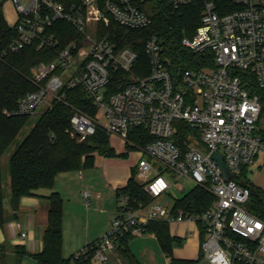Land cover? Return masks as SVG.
Wrapping results in <instances>:
<instances>
[{"label":"built area","instance_id":"obj_1","mask_svg":"<svg viewBox=\"0 0 264 264\" xmlns=\"http://www.w3.org/2000/svg\"><path fill=\"white\" fill-rule=\"evenodd\" d=\"M170 1L177 9L192 0ZM10 2L17 15L10 52L31 45L55 50L58 41L52 27L57 20L70 24L81 40L71 41L53 61L31 69L30 81L37 90L24 95L13 112L4 111L6 115L38 116L54 100H61L63 89L78 87L96 108L93 117L83 113L70 117V134L78 142L102 131L126 143L129 130L141 127L152 140L140 148L135 178L149 196L156 199L176 181L189 180L214 197L202 213L174 214L171 205L154 203L132 210L127 196H121L108 231L94 248L83 247L72 258L85 257L93 249V260L105 263L119 237L142 236L148 222L163 221L201 227V264H264V222L245 211L249 189L242 185L248 171L264 167V0H233L237 9L223 15L213 3L204 2L200 25L180 43L193 53L210 51L213 65L177 76L165 66L155 36L143 46L144 76L132 71L135 51L97 37L96 25L107 26L110 18L128 29L147 27L150 18L135 0H81L69 7L56 0ZM178 122L190 130L182 149L174 141ZM212 153L221 156L228 180ZM169 171L176 175L175 181L167 180ZM92 198L90 191L82 192L84 207Z\"/></svg>","mask_w":264,"mask_h":264},{"label":"trees","instance_id":"obj_2","mask_svg":"<svg viewBox=\"0 0 264 264\" xmlns=\"http://www.w3.org/2000/svg\"><path fill=\"white\" fill-rule=\"evenodd\" d=\"M65 7L77 5L81 0H56ZM138 8L150 18V24L142 29H128L119 26L110 18L107 26L96 25L98 38H103L117 48H128L137 54V62L133 73L144 76L147 73V61L143 54V46L147 39L155 36L162 48V60L173 76L184 70H197L213 65L210 51L193 53L184 48L180 41L183 37L191 38L200 25L201 12L204 2H211L220 14H226L237 9L233 0H192L189 5L173 9L170 0H135ZM52 32L58 41L57 48L36 50L35 45L26 46L16 52H10L8 46L15 38L14 25L10 26L2 13L0 5V227L6 223L3 199V165L2 158L13 146L21 131L28 126L29 116L6 115L13 112L19 100L26 94L37 90L31 81V69L40 63H49L56 58L60 48L71 41L80 42L81 35L67 22H54ZM136 66L139 67L136 69ZM141 68V70H140ZM141 72V73H140ZM43 83V82H42ZM117 80L111 82V92L115 91ZM61 100H54L49 108L36 116L21 141L14 147L7 158L6 172L8 179L9 197L13 211L19 207L21 197L36 196L38 191L49 193L41 196L47 202V224L43 230V249L38 254H29L25 248L14 246L15 259L31 257L36 264H93V249L88 250L85 257L73 259L65 258L62 254V206L60 195L53 191L54 181L58 174L70 171H80L91 166L93 154L113 157V150L109 147L108 136L97 131L82 142L70 134V117L75 113H83L93 117L96 108L89 101L84 92L78 88L63 89ZM179 135L174 141L179 148L185 145L184 135L190 130L183 123H175ZM152 137L141 127L129 130L126 148L145 146ZM249 189V200L244 209L250 215L264 222V190L244 181ZM127 196L128 207L132 210L144 208L154 203L142 185L135 178V170L126 185L116 190V197ZM214 197L205 189L193 186L187 193L173 199L171 211L183 214H199L204 212L213 202ZM14 218V216H13ZM200 243L204 239V232L200 226ZM145 233L153 234L161 252L170 260V264H201L202 254L196 259H176L172 251L180 247L183 239L172 236L168 231V224L163 221H150L145 226ZM133 236L124 234L116 241V251L126 264H140L128 248V242ZM95 240L84 247L94 248ZM5 245H0V264L4 263ZM233 264H246L235 261Z\"/></svg>","mask_w":264,"mask_h":264},{"label":"crops","instance_id":"obj_3","mask_svg":"<svg viewBox=\"0 0 264 264\" xmlns=\"http://www.w3.org/2000/svg\"><path fill=\"white\" fill-rule=\"evenodd\" d=\"M108 143L115 156L108 157L94 153L89 168L60 173L55 178L53 191L57 192L63 201L62 254L65 258L72 256L108 231L111 220L117 215L116 190L126 185L141 157L140 148L136 146L127 149L126 143L116 135L109 136ZM85 190L93 194L87 207H84L81 200V194ZM48 193L46 190H40L36 196L21 197L18 209L13 211L7 185L3 207L8 220L3 227H0V245L6 246L5 264H23L26 259L36 264L28 256L17 263L12 248L21 246L29 254H38L42 251V235L47 224L48 207L46 200L41 196ZM81 207L86 209L85 217L80 215ZM168 231L170 235L183 239L182 245L172 251L174 258L188 260L197 258L200 249V229L197 225L189 222L168 224ZM21 233L25 234L24 238L21 237ZM143 236L148 238L142 240L144 245L142 248L147 250V247H151L152 250H149L153 251L157 247L160 257L168 262L169 259L161 252L155 236L147 233L133 236L129 240L128 248L134 258L137 260L138 255L131 247L133 241L136 237ZM109 259L111 264H126L119 257L116 248L109 254ZM96 264L104 263L96 262Z\"/></svg>","mask_w":264,"mask_h":264},{"label":"rangeland","instance_id":"obj_4","mask_svg":"<svg viewBox=\"0 0 264 264\" xmlns=\"http://www.w3.org/2000/svg\"><path fill=\"white\" fill-rule=\"evenodd\" d=\"M0 5H1V10H2V13H3V16L6 20V22L10 26H12L15 23L16 18H17L16 12L13 8L12 3L10 2V0H0ZM35 118H36V116L30 117V122H29L28 126H26L21 131V133L19 134V136L15 140L13 146L10 147L8 152L2 158V165H3V172H4L3 173V175H4L3 191L4 192H5V189L8 185L7 172H6L7 158L12 153L14 147L17 146V144L21 141V139L23 138V136L25 135V133L27 132L29 127L33 124ZM100 122H103V119L100 118ZM137 147L141 148L142 146L141 147L137 146ZM166 173L168 174L169 177L167 179L166 175L164 174L165 179L175 181L176 175L173 172L169 171ZM171 181H168V182H171ZM245 181L264 190V167L248 171L245 175ZM193 186H194V183L192 181H189V180H180L179 181L178 180L175 182V185L172 186L168 190L166 195H162V196L156 198L154 200V204L170 206L172 204L173 199L180 198L185 193H187ZM86 214H87L86 209L81 207V214L80 215L85 217ZM67 216H68V214H67ZM62 221H63V217H62ZM62 226H63V222H62ZM62 235H63V231H62ZM146 238H148V236L136 237L133 241V245L131 246L132 249H134L138 255V258H137L138 262L140 264H167V262L160 257V253H159V250L157 247H155L156 248L155 250L153 249V251L155 252L154 254L152 253L153 251H151L152 250L151 247H147L148 248L147 250H144L142 248L144 246L142 240H144ZM149 249H151V250H149ZM143 255H145L144 258H142ZM108 260L109 261L105 262L104 264H111V259H109V255H108ZM23 264H34V263L31 260L26 259L23 262ZM93 264H96V261L93 260Z\"/></svg>","mask_w":264,"mask_h":264},{"label":"water","instance_id":"obj_5","mask_svg":"<svg viewBox=\"0 0 264 264\" xmlns=\"http://www.w3.org/2000/svg\"><path fill=\"white\" fill-rule=\"evenodd\" d=\"M210 157L217 163L219 168L222 170L225 180H228L230 178V175L228 174L227 169L222 162L221 156L219 154L212 153ZM167 264H170V260L167 262Z\"/></svg>","mask_w":264,"mask_h":264}]
</instances>
